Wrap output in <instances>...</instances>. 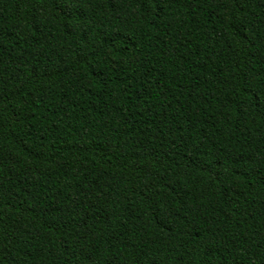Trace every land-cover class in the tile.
<instances>
[{
    "label": "trees",
    "instance_id": "obj_1",
    "mask_svg": "<svg viewBox=\"0 0 264 264\" xmlns=\"http://www.w3.org/2000/svg\"><path fill=\"white\" fill-rule=\"evenodd\" d=\"M0 264H264V0H0Z\"/></svg>",
    "mask_w": 264,
    "mask_h": 264
}]
</instances>
